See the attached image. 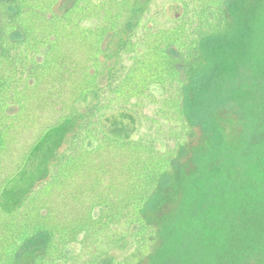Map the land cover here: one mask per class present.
I'll list each match as a JSON object with an SVG mask.
<instances>
[{"label": "trees", "instance_id": "1", "mask_svg": "<svg viewBox=\"0 0 264 264\" xmlns=\"http://www.w3.org/2000/svg\"><path fill=\"white\" fill-rule=\"evenodd\" d=\"M153 1L0 0V264H264V0Z\"/></svg>", "mask_w": 264, "mask_h": 264}, {"label": "rangeland", "instance_id": "2", "mask_svg": "<svg viewBox=\"0 0 264 264\" xmlns=\"http://www.w3.org/2000/svg\"><path fill=\"white\" fill-rule=\"evenodd\" d=\"M70 0H61L62 3H67ZM60 4V3H59ZM55 8L56 11L59 10L60 5ZM59 7V8H58ZM150 15H155V18H157L156 14L159 13L161 21L163 20H172L178 13V9L175 7L174 4H171L170 2L166 0H154L153 3L150 5ZM159 20V21H160ZM44 120V119H42ZM224 128L227 133L233 131L236 128V122L233 117H230L229 114L224 113ZM251 264H258V263H251Z\"/></svg>", "mask_w": 264, "mask_h": 264}]
</instances>
